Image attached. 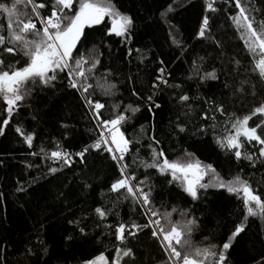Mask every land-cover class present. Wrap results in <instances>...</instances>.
I'll list each match as a JSON object with an SVG mask.
<instances>
[{
    "label": "snow or ice",
    "instance_id": "6c2138e0",
    "mask_svg": "<svg viewBox=\"0 0 264 264\" xmlns=\"http://www.w3.org/2000/svg\"><path fill=\"white\" fill-rule=\"evenodd\" d=\"M175 3L176 0H172L159 15L168 29L172 45L180 51L176 59H181L189 54V49L185 38H181L180 28L171 22L170 13L175 11ZM189 3L190 0H183L180 6L186 7ZM220 12H227V20L242 41L250 67L245 68L237 56L230 57L225 41L213 33V14ZM0 14L6 19V25L0 23V106L3 107L0 137H7L8 129L13 128L26 146L21 153L22 168L14 182L12 195L23 201L20 207L34 203L39 210L34 215L33 226L37 242L18 243L9 252L10 245L0 238V264H13L9 255L14 256V264H49L44 259L49 255V249L41 239V234L46 236L49 227L44 223V213L49 200L68 199L60 187L58 174L66 168L71 169L75 162L73 157L85 163L87 154L93 152L110 160L118 173L117 178L107 185L108 193L115 195L117 202L130 201L133 211L139 212L143 222L130 218L127 222L118 219L116 223H107L110 215L119 216L115 204L112 208L95 206L80 217L73 213L67 224L74 232L86 237L87 221L92 219L95 227L101 229L97 236L107 234L114 239L112 252L106 255L105 251H98L84 258L81 264H138L131 241L140 240L141 235L150 238L159 252L153 264H240L234 259V253L247 234L250 218L264 223V192L253 187L250 179L239 173L224 179L213 164L199 160L193 162L192 153L185 151L181 157L170 160L163 147L164 141L156 135L154 121L161 104L155 97L169 88L178 90L173 99L179 104L180 113L170 123L168 136L186 135L190 131L192 135H206L209 128L213 131L222 128L214 135L219 149L226 151L237 163L246 161L252 168L264 167V8L258 7L254 0H201L193 38L206 53L211 47L215 55L211 65L206 64V56L196 55L191 60L192 71L188 79H195L201 86H211L210 82L221 84L237 101H241V107L229 112L224 93L219 99L214 95L196 96L195 102L200 107L195 116L192 115L194 97L180 83H170L172 74L166 70L164 59L158 60L147 96L133 89L130 95L136 98L135 106L120 101L118 83L113 82L114 72L109 68L100 71L104 68L103 54L99 51L101 45L92 41L86 31L95 32L98 26H103L105 37L119 38L126 46L134 40L136 17L120 10L113 0H10V3L0 2ZM106 19L110 23H105ZM88 44L92 47L88 48ZM101 44L108 47L103 40ZM132 51L128 48L129 55ZM135 51L139 53L140 49ZM143 60L142 56L141 62ZM243 72L248 75L240 78ZM128 80L134 83L132 77ZM58 82L76 95L91 124L88 129L92 133L90 143L74 153L58 141L53 143L51 151L44 148L36 151V133L25 131L19 122L14 127L12 124L14 115L33 92L37 89L52 91ZM141 106L152 121L151 133L147 137L148 160L136 155L140 149L135 146L140 141L127 138L122 130L141 112ZM106 111L109 113L107 117L104 115ZM237 112L242 114L237 115ZM219 117L226 119L218 123ZM32 119L37 117L32 115ZM60 127L64 129L62 138L68 139L70 126L61 123ZM246 144L251 146L250 151H245ZM134 148L136 154H133ZM129 156H132L131 163ZM3 166L5 161L0 159V167ZM140 168L144 171L138 176ZM34 169L40 173V179L31 175ZM151 171L155 172L157 182L163 177L169 188L179 181V194L191 201L201 198V190L206 192L210 187L223 189L240 199L243 211L220 243L209 242L198 247L192 243V236L200 229L201 221L192 208L171 206L174 199L171 195L165 202V183L158 186ZM206 176L209 177L207 182ZM82 187L87 189L90 185L84 183ZM7 199V194L0 192V205ZM177 212L181 219L174 220L173 215ZM63 239L69 242L74 237L65 235ZM249 252L254 254L248 255L245 264H264V228L255 235Z\"/></svg>",
    "mask_w": 264,
    "mask_h": 264
},
{
    "label": "trees",
    "instance_id": "16d2710c",
    "mask_svg": "<svg viewBox=\"0 0 264 264\" xmlns=\"http://www.w3.org/2000/svg\"><path fill=\"white\" fill-rule=\"evenodd\" d=\"M0 2L10 3V0H0ZM182 2L183 0H176L175 11L170 13V16L172 17L171 22L180 28L181 38H185L189 54L176 59L180 51L172 45L168 38V29L159 15L169 3H172V0H113L120 10L136 17L134 40L126 46L120 42L119 38L103 36V26H98L95 32L86 29L90 39L101 45L99 51L103 54L104 68L100 71L103 72L105 68L111 69L114 72L113 82L118 83L117 95L120 101L133 103L135 106L136 98L130 95V91L135 89L142 96H147L158 60L164 59L166 70L172 74L170 83H180L194 97L193 116L200 107L195 102L196 96L214 95L219 99L221 93H224L223 99L229 112L236 111L241 107V101H237L221 84L210 82L211 86L209 84L201 86L195 79H188L192 71L191 60L196 55L206 56V64L211 65L215 53L211 47L207 48L206 53L201 44L193 38V29L197 26L201 12V0H190L186 7L180 6ZM254 2L258 7L264 8V0H254ZM213 16V33L225 41L228 55L237 56L245 68L250 67L242 41L239 40L238 34H234L230 21L227 20V12L216 13ZM0 23L6 25V19L2 14H0ZM105 23L110 22L106 19ZM102 40L108 47L101 44ZM87 47L91 48L92 44H88ZM128 48L133 50L131 55L128 54ZM136 49H140V52L137 53ZM161 53L164 55L161 56ZM142 56L144 57L143 62H141ZM247 75L248 73L243 72L240 78ZM129 77L133 78L134 83L129 82ZM177 91L169 88L162 94L157 93L155 97L161 104V107L156 110L154 121L156 135L164 141L163 147L168 158L177 159L185 151L192 153L191 159L213 164L224 179H229L232 175L239 173L250 179L253 187L264 192V167L257 165L252 168L246 161L237 163L230 159L226 151L216 146L214 135L216 132H221L222 128H217L215 131L209 128L206 135H192L191 131L181 136L167 135L170 131V123L175 121L180 113V106L173 99ZM2 114L3 107L0 106V115ZM108 114L107 111L104 113L106 117ZM241 114L237 112V115ZM32 115H35L37 119L33 120ZM224 119L226 117H219L218 123H222ZM17 122L25 131L36 133L34 140L36 151L40 148L51 151L53 143L58 141L62 147L74 153L84 144L90 143L89 136L92 135L88 131L91 127L90 120L81 110L76 95L66 90V87L60 86L59 82L57 88L52 91L37 89L33 92L23 102L18 114L14 115L13 127ZM61 123H67L71 129L66 140L62 138L64 129L60 127ZM151 124L148 113L141 106V112L137 113L136 117L122 129L127 138L140 141V144L135 146L140 149L139 153L136 154L135 148L133 149V154L138 155L140 159H150L147 137L151 133ZM25 148L26 146L17 137L13 128L8 129L7 137H0V159L5 161V166L0 167V192L6 193L8 197L7 202L0 205V238L10 245L9 252L18 243H25L29 240L34 244L37 242L33 226L34 215L39 210L34 203L20 207L23 201L12 195L14 182L22 168L21 153ZM250 150L251 146L246 144L245 151ZM73 160L75 162L71 169L66 168L62 174H58L60 187L67 193V201L49 200L44 213V223L49 227L47 235L41 234V239H44L49 249V255L44 257L49 264H81L84 258L97 254L98 251H105L106 255L113 251V237L107 234L97 236L101 229L95 227L92 219L87 221L88 235L86 237L74 232L67 224V220L73 218V213L76 217H80L87 215L95 206L103 205L106 208H112L115 204V212H118L119 216L110 215L107 223H116L118 219L127 222L130 218L143 222L139 212L133 211L130 201L117 202L116 196L108 193L107 185L118 175L110 160L95 152L87 154L85 163H80L76 157H73ZM128 160L131 163L132 156H129ZM143 171L142 168L138 169L137 175L139 176ZM150 174L153 181L157 182L155 172L151 171ZM31 175L40 179V173L35 169L31 171ZM43 182L41 180V183ZM84 183L89 184L90 187L84 189L82 187ZM159 183H165L163 195L165 202L171 195L174 198L171 206L179 209L190 207L201 221L200 229L192 236V243L198 247H203L209 242L220 243L221 238L232 228L233 223L243 211L240 199L223 189L210 187L206 192L201 190V198L198 201H191L190 198L179 194V181L171 188L167 186L163 177L159 178L158 186ZM173 219H181L178 212L173 215ZM261 228H264V223L250 218L247 234L241 239L234 253V259L240 264H245L248 261V255L254 254L249 250L252 248L255 235ZM104 231L107 233V230ZM65 235H72L74 240L65 242L63 239ZM205 237L208 239L206 240ZM131 246L134 248L138 264H153L154 258L159 256L156 245L144 235H141L140 240H132ZM256 247L259 248V245ZM8 259L14 264L13 255H9Z\"/></svg>",
    "mask_w": 264,
    "mask_h": 264
},
{
    "label": "rangeland",
    "instance_id": "374dc122",
    "mask_svg": "<svg viewBox=\"0 0 264 264\" xmlns=\"http://www.w3.org/2000/svg\"><path fill=\"white\" fill-rule=\"evenodd\" d=\"M192 161L194 162L195 160H194V159H192ZM208 179H209V177H208V176H206V177H205V182H207V181H208Z\"/></svg>",
    "mask_w": 264,
    "mask_h": 264
}]
</instances>
